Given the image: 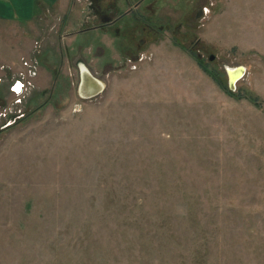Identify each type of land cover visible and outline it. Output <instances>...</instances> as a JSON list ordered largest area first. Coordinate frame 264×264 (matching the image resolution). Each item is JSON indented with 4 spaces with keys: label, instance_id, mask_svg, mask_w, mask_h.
<instances>
[{
    "label": "rangeland",
    "instance_id": "1",
    "mask_svg": "<svg viewBox=\"0 0 264 264\" xmlns=\"http://www.w3.org/2000/svg\"><path fill=\"white\" fill-rule=\"evenodd\" d=\"M62 1L0 28V106L35 61L0 128V264H264V0ZM109 3L129 13L100 31Z\"/></svg>",
    "mask_w": 264,
    "mask_h": 264
},
{
    "label": "built area",
    "instance_id": "2",
    "mask_svg": "<svg viewBox=\"0 0 264 264\" xmlns=\"http://www.w3.org/2000/svg\"><path fill=\"white\" fill-rule=\"evenodd\" d=\"M203 12L204 14L207 13V7L203 8ZM142 58L143 56L140 55L138 59ZM21 62L23 68L14 73L9 83V90L13 96L6 104L0 106V128L18 123L25 115L24 99L32 85L31 79L35 75V65L32 63L35 61L33 59H22ZM5 70V65H1L0 82H2L5 75H8L4 72ZM17 87H19V91L16 90Z\"/></svg>",
    "mask_w": 264,
    "mask_h": 264
},
{
    "label": "crops",
    "instance_id": "3",
    "mask_svg": "<svg viewBox=\"0 0 264 264\" xmlns=\"http://www.w3.org/2000/svg\"><path fill=\"white\" fill-rule=\"evenodd\" d=\"M61 3H63L62 0H55V1L53 0V2H48L47 0H3V1L0 0V28L3 27L1 25H7V24H12V25L15 24L17 26V28L19 29V31H20V29H22V27H26L28 25L30 26L31 24H32L31 28H34L35 21H36L35 20L36 15L39 12V11H36L37 10L36 8L39 7V10H40V8L43 7L42 13H44L45 10H47V12H50V9L53 7L57 8L59 6L58 9H62V7L60 6ZM91 5H92V3H91ZM7 9H8L7 14H10V16H8V17L2 16L1 11H6ZM90 10L93 12V17H94V11L92 9H90ZM82 11H84V10H82ZM93 27H95L96 29H98L100 31H103L102 29H100L96 25ZM85 29H87V28L85 27ZM94 30L92 29V30H88V31H94ZM108 40L111 43V40H113V38L108 39ZM105 41L106 40L102 39L103 43ZM25 43H28L27 40ZM25 43L22 44V45H24V48L20 49L21 54H25V52H26V48H25L26 44ZM104 44H107V43H104ZM99 46H100V48H103L102 45H99ZM151 47L153 48V49H151L152 50L151 52L154 54L155 49L158 48V46L152 45ZM10 56H11V54H10ZM13 58H15V57H10L9 59H3V60L4 61H8V60L11 61V60H13ZM17 58H21V57H16L15 61L18 60ZM19 61H20V59H19Z\"/></svg>",
    "mask_w": 264,
    "mask_h": 264
},
{
    "label": "flooded vegetation",
    "instance_id": "4",
    "mask_svg": "<svg viewBox=\"0 0 264 264\" xmlns=\"http://www.w3.org/2000/svg\"><path fill=\"white\" fill-rule=\"evenodd\" d=\"M124 2H126L127 0H123ZM143 1V0H141ZM140 1V3H141ZM149 6V5H147ZM102 8L96 13L97 15V19H98V23L96 26H98L100 29H105V28H109L112 26H116L119 18L124 17L126 14L129 13L130 8L124 10L122 13L119 12V7H117L116 5L109 3L107 6H101ZM118 13L117 16H113V13ZM146 18V22H143L146 24V26L148 27L149 30H153L155 33H159V26L160 25H149V21L150 19H148V17Z\"/></svg>",
    "mask_w": 264,
    "mask_h": 264
},
{
    "label": "water",
    "instance_id": "5",
    "mask_svg": "<svg viewBox=\"0 0 264 264\" xmlns=\"http://www.w3.org/2000/svg\"><path fill=\"white\" fill-rule=\"evenodd\" d=\"M209 59H213V55H210L209 56ZM81 67H84V65L81 64V66H80V82H79V86H78V92H79V94L82 97H91V96L97 94L98 92H100L103 89V84H102V82L99 79H97L96 77H94L90 72H88L89 74L86 73L84 75L85 76V79L82 82V73L83 72H82ZM241 71L242 70H241L240 67L239 68H236V69H234V68L231 69L229 67L226 68V72L228 74V85H229L230 89H233V87H234L233 86L234 81L238 78V75L240 74ZM90 77H94V79L96 78L95 80L97 82L94 81V80H92V79H90ZM81 86L82 87L85 86L84 89H86L88 91L86 95H82L81 94V91H80Z\"/></svg>",
    "mask_w": 264,
    "mask_h": 264
},
{
    "label": "trees",
    "instance_id": "6",
    "mask_svg": "<svg viewBox=\"0 0 264 264\" xmlns=\"http://www.w3.org/2000/svg\"><path fill=\"white\" fill-rule=\"evenodd\" d=\"M200 67L202 68V70L204 72H206L223 90H225L230 96H233L234 98H247L250 102H252V104L257 107V108H261V101L259 100V97L255 94H251L248 92H233L232 89H230L229 85H228V81L224 82L221 78V73H219L218 71H215L213 69L208 68V66L201 62V60L199 59V57H196Z\"/></svg>",
    "mask_w": 264,
    "mask_h": 264
},
{
    "label": "bare ground",
    "instance_id": "7",
    "mask_svg": "<svg viewBox=\"0 0 264 264\" xmlns=\"http://www.w3.org/2000/svg\"><path fill=\"white\" fill-rule=\"evenodd\" d=\"M81 69H82V72H83V73H82V82H83L84 79H85V76H84V75H85L86 73L90 72V71H89L85 66H84V67H81ZM88 74H89V73H88ZM90 76H91V75H90ZM90 79L96 81V80H95L96 78L94 79V77H90ZM96 82H97V81H96ZM84 88H85V86H83V87L81 86V88H80V91H81V94H82V95H86L87 92H88V91H87L86 89H84Z\"/></svg>",
    "mask_w": 264,
    "mask_h": 264
},
{
    "label": "snow or ice",
    "instance_id": "8",
    "mask_svg": "<svg viewBox=\"0 0 264 264\" xmlns=\"http://www.w3.org/2000/svg\"><path fill=\"white\" fill-rule=\"evenodd\" d=\"M17 91H19V87H17V89H16Z\"/></svg>",
    "mask_w": 264,
    "mask_h": 264
}]
</instances>
